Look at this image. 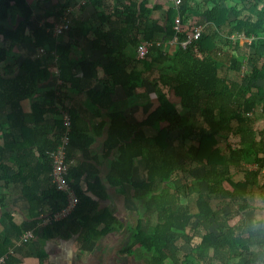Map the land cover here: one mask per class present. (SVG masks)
<instances>
[{
    "label": "trees",
    "instance_id": "16d2710c",
    "mask_svg": "<svg viewBox=\"0 0 264 264\" xmlns=\"http://www.w3.org/2000/svg\"><path fill=\"white\" fill-rule=\"evenodd\" d=\"M108 1L0 0V206L3 188L28 203L21 224L8 212L3 215L0 264H22L12 249H29L38 239H74L81 254L90 253L123 228L102 205L109 194L98 165L85 159L73 166L77 152L84 157L105 127V122L95 126L92 136L85 116L72 113L69 95L78 93L94 108H84L90 120L109 119L104 156L115 154L109 186L141 210L135 226L128 227L121 256L140 249L142 264H264V229L255 228L251 218L234 222L251 209L248 196L255 187L264 200V123L258 122L264 119V0H182L177 7L171 0L163 24L152 20L162 7L151 0H114V10L106 12ZM78 6L81 16L73 12ZM88 8L94 11L90 17L83 15ZM65 15L70 28L55 35L54 26ZM197 28L199 38L186 48L166 49L174 36L184 41ZM242 36L250 40L243 46ZM87 38L91 53L101 58L85 56ZM140 44L148 48L143 59L137 58ZM17 47L37 54L17 64L12 53ZM224 68L241 77L223 76ZM49 80L54 86L43 88ZM146 84L156 100L145 103L142 118L131 123L116 90L128 100ZM64 114L70 120L65 154L72 162L67 182L78 203L66 218L53 221L68 204L51 176L50 156L66 131ZM150 129L155 133L147 136ZM175 138L183 145L172 147ZM138 161L144 175L139 180ZM249 163L256 169L244 166ZM236 174L243 180H235ZM29 233L32 237L22 240ZM184 246H190L187 253ZM35 256L39 264H52L43 250Z\"/></svg>",
    "mask_w": 264,
    "mask_h": 264
},
{
    "label": "crops",
    "instance_id": "0c3cea01",
    "mask_svg": "<svg viewBox=\"0 0 264 264\" xmlns=\"http://www.w3.org/2000/svg\"><path fill=\"white\" fill-rule=\"evenodd\" d=\"M152 2L159 4L161 9L158 11H154L153 14L151 15L152 20H157L159 23L163 24L164 18H165V11L167 8L171 5V0H151ZM109 2H112L114 4V7L112 10H114L116 3L114 0H109ZM111 10V11H112ZM110 11V12H111ZM39 14V15H38ZM41 14L42 11L37 9L35 10V16L36 19L41 21L40 24H42L41 20ZM86 16L90 17L94 14V11L91 10L90 8L87 9V12H85ZM84 15V14H83ZM218 40V39H217ZM249 43L246 38L243 36L240 38V45L243 46L245 43ZM83 50L85 53V56L87 58H92V59H99L101 58V54L98 52H93L91 53L90 47H91V40L89 38L84 39L83 42ZM2 42H0V46H2ZM172 45H170V42L166 43V49L168 50ZM176 46V45H175ZM13 56L17 58V64H20L23 59L28 56H36V52H34L32 49L27 48V47H17L13 49L12 51ZM128 53L132 54L133 51L132 49H128ZM24 54V55H23ZM76 56L81 55V51L76 50L75 52ZM226 68V67H225ZM224 68V72H222L223 76H227L228 78L232 79H239L241 77L240 74H236L232 71H227ZM239 77V78H238ZM54 86V81L49 80L47 82L42 83V87L46 89H50ZM96 86V85H95ZM96 88L100 89V86L97 85ZM154 93V94H153ZM154 98H151L152 95ZM69 98L72 100L71 105H70V110L74 114H80L81 113L85 116L87 119V122L90 126L89 134L92 136L96 135V129L95 126L99 125L101 122H105V127L103 128V131L100 136L97 137L95 143L90 147L88 152L82 156L81 152H77L75 159L72 160L73 166L81 164V160L84 161L85 159H88L91 163L97 164L98 168L100 170V177L103 182V185L105 189L108 191L109 198L107 202L103 203V206L109 207L117 217V219L122 223L123 228L119 230L118 232L113 233L112 237L109 238H103L101 239L95 249L99 248L100 245L106 244V240L114 239V242L116 246L121 247L120 249H123L127 243L123 245L122 241H125L126 239L129 240V232H128V227L132 226L131 223L129 222L130 219V210L127 205H129V200L124 199L122 195L117 193L114 188L109 186L108 181H107V175L111 171V167L113 162L115 161V154L110 155L109 157H105L104 154V142L107 137V129L109 127V119L106 115H102L101 117H96L93 120H90L91 114L84 110V108H88L90 111L93 110V106L88 103L87 97L84 93H78L74 95H69ZM116 99L119 102L118 106L120 110H123L127 119L131 123L137 122L139 119L142 117V106L145 103H148L150 101H155L156 100V94L155 91H153V88H151L148 84H146L145 87L143 88H138L136 91V94L128 99L124 100L123 92L122 90L118 89L116 90ZM22 106L25 112L30 111V101L25 100L22 102ZM8 110V109H7ZM6 110V111H7ZM82 115V116H83ZM81 123V120H80ZM155 133L153 130H147L146 135L151 136ZM6 158H9L10 153L5 154ZM135 178L136 179H143V166L142 163L139 161L136 164L135 168ZM4 184L0 182V187H2ZM4 195V200L2 202V205L0 206V232L4 231L5 229V219L3 217L4 213L8 212L9 214L12 215L14 218V221L17 224H21L24 220L27 218V210H28V203L19 195L16 193L12 192V190H7L6 188H3L2 191ZM137 223V222H136ZM135 226V225H134ZM116 238V240H115ZM119 240L121 241L119 245ZM71 241L75 242L71 243ZM77 241L72 239L70 241H62L59 240V242L55 241H50V242H43L41 240H36L33 243V247L29 249H23L21 247H18L17 245L12 249L14 256H17L22 264H39V259L35 256L37 251L43 250L47 256L46 260L49 261L52 264H58V262L69 263V259L71 255H77L81 261V255L84 258L83 255H89L90 253H84L81 254V245L76 243ZM77 244L78 249L74 250L73 247ZM80 245V246H79ZM94 249V250H95ZM120 251V250H119ZM119 251H116L115 254L118 255ZM118 257L121 259L126 258L128 256H121L120 254ZM83 260V259H82ZM64 261V262H63ZM125 264V263H124Z\"/></svg>",
    "mask_w": 264,
    "mask_h": 264
},
{
    "label": "built area",
    "instance_id": "2783aa9c",
    "mask_svg": "<svg viewBox=\"0 0 264 264\" xmlns=\"http://www.w3.org/2000/svg\"><path fill=\"white\" fill-rule=\"evenodd\" d=\"M182 0H172V3L174 6H179L181 4ZM70 28V17L69 15H65V17L62 19L60 23L54 26V34L55 35H61L66 34ZM175 30L179 33L180 32V22L179 20L176 21L175 24ZM201 34V29L197 28L194 33L190 36H188L184 41H180L178 39V36H174V38L170 41V45H180L182 48H186L193 40H197ZM247 41L250 42L249 39ZM148 52V48L145 44H140L137 48V58L143 59ZM64 120V127L66 128V131L63 135L62 141L60 146L57 148L56 151L51 153V176L53 178V181L58 189V191L63 192L67 195L68 204L67 206L60 212H57L52 220L53 221H60L64 218H66L74 209L76 204L78 203L77 197L75 196L74 191L71 189L67 182L68 177V169L72 165L71 161L66 160V154H65V147L68 144V138L67 135L69 134L70 130V120L69 116L67 114H64L63 117ZM264 172V171H263ZM50 220L48 219L45 221V224L49 223ZM29 237H32L31 234H27L22 238V240H25Z\"/></svg>",
    "mask_w": 264,
    "mask_h": 264
},
{
    "label": "rangeland",
    "instance_id": "374dc122",
    "mask_svg": "<svg viewBox=\"0 0 264 264\" xmlns=\"http://www.w3.org/2000/svg\"><path fill=\"white\" fill-rule=\"evenodd\" d=\"M78 3H79V5H82L83 4L82 0H78ZM113 7H114V4L112 2H109L108 1L106 3V12H110ZM73 12H74V15L75 16L76 15H78V16L80 15L81 16V12L79 11V6ZM84 15L86 16L85 13H84ZM86 17H88V16H86ZM40 22L41 21H38V23H40ZM153 94L151 95L152 96L151 98H154ZM181 112L184 113V111H182V110H181ZM258 112L260 114V111H258ZM258 122H259V125H263L264 119H262V118L259 117ZM182 145H183V143L181 141H179V140H176V138L174 139V141L172 143V147H178V146H182ZM244 166L247 167V168H249V169H256V166L254 164H250L249 163V164H244ZM193 168H194V171L197 173L198 172V167L194 165ZM243 176H244L243 174H236V176L234 178H235V180H243ZM263 177L261 176V178H260L261 183L263 182V180H262ZM248 197H249L248 198V202H249V205L251 206V209H246L244 211H241L238 214V216L236 217V219H234V222H238L241 219V221H242L241 224H245V222H248V218H251V220H252V223L251 224L253 225L254 224V220L256 219L257 214L259 212L263 211V209L260 207V205L264 204V200H263L262 193H261L260 189H258V187H255L254 190L250 193V195ZM212 205L215 208L216 207V202H213ZM127 206H128L129 209H131L130 210L131 211L130 212V216L131 217L129 219V222L131 223V225L134 226L136 224V222H137V219L140 217V214L139 213H140L141 210H138L137 211V207L132 202L129 203V205H127ZM191 225H193V224L191 223ZM56 241L59 242V240H56ZM122 242H123V244H125V243L128 244L129 243V240L126 239L125 241H122ZM195 242H197V241H195ZM71 243H74L75 244V242H73V241H71ZM76 243L79 244L78 242H76ZM118 243H119V245L121 244L120 243V240H119ZM77 244L73 247L74 250H77L78 249ZM182 248H183V252L184 253H187L190 250V246H184ZM97 249L94 250V253L98 252ZM252 250L254 252H256L257 251V248L256 247H253ZM144 255H145L144 252H142L140 249H137L135 251V253H134L133 256H130V257L128 256L126 258H123V259H121V261H123V263H125V264H142V257ZM83 256H84V258L81 256V259H83L82 261L84 263H88V262L91 261V258H92V255L91 254H89V255H83ZM98 260H101V257Z\"/></svg>",
    "mask_w": 264,
    "mask_h": 264
},
{
    "label": "flooded vegetation",
    "instance_id": "af4514ba",
    "mask_svg": "<svg viewBox=\"0 0 264 264\" xmlns=\"http://www.w3.org/2000/svg\"><path fill=\"white\" fill-rule=\"evenodd\" d=\"M105 243L106 244H102V246L100 245V247L97 249L98 252L94 253V250L91 251L92 258L90 262L84 263L82 259L80 261L77 255H72L69 259L70 260L69 263L70 264H124L123 261H121L120 258L115 254L116 251L119 250L121 251L122 249H120L121 247L116 246L114 239L106 240ZM120 251L118 252L119 254ZM100 257L101 260H98ZM58 264H68V262L65 263L58 262Z\"/></svg>",
    "mask_w": 264,
    "mask_h": 264
},
{
    "label": "clouds",
    "instance_id": "9594fccd",
    "mask_svg": "<svg viewBox=\"0 0 264 264\" xmlns=\"http://www.w3.org/2000/svg\"><path fill=\"white\" fill-rule=\"evenodd\" d=\"M260 207L264 209V204L260 205ZM254 227L264 229V211L257 214L256 219L254 220Z\"/></svg>",
    "mask_w": 264,
    "mask_h": 264
}]
</instances>
